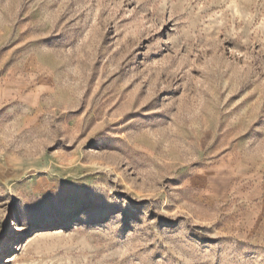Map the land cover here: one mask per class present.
Here are the masks:
<instances>
[{"label": "rangeland", "instance_id": "rangeland-1", "mask_svg": "<svg viewBox=\"0 0 264 264\" xmlns=\"http://www.w3.org/2000/svg\"><path fill=\"white\" fill-rule=\"evenodd\" d=\"M0 264H264V0H0Z\"/></svg>", "mask_w": 264, "mask_h": 264}]
</instances>
